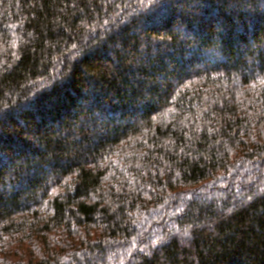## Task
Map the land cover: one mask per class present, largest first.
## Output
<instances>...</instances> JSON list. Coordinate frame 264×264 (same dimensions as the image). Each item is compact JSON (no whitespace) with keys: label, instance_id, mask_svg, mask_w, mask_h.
<instances>
[{"label":"trees","instance_id":"obj_1","mask_svg":"<svg viewBox=\"0 0 264 264\" xmlns=\"http://www.w3.org/2000/svg\"><path fill=\"white\" fill-rule=\"evenodd\" d=\"M0 264H264V0H0Z\"/></svg>","mask_w":264,"mask_h":264}]
</instances>
